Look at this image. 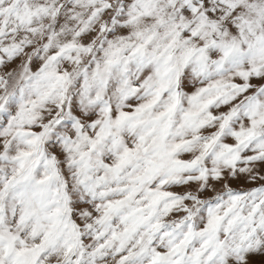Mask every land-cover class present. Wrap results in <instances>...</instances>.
Listing matches in <instances>:
<instances>
[{"label": "snow or ice", "instance_id": "6c2138e0", "mask_svg": "<svg viewBox=\"0 0 264 264\" xmlns=\"http://www.w3.org/2000/svg\"><path fill=\"white\" fill-rule=\"evenodd\" d=\"M0 264H264V0H0Z\"/></svg>", "mask_w": 264, "mask_h": 264}]
</instances>
